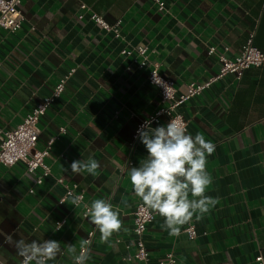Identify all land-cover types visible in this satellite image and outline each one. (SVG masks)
Returning <instances> with one entry per match:
<instances>
[{"label":"crops","instance_id":"1","mask_svg":"<svg viewBox=\"0 0 264 264\" xmlns=\"http://www.w3.org/2000/svg\"><path fill=\"white\" fill-rule=\"evenodd\" d=\"M163 1L159 11L152 0H22L20 28L15 33L0 30V140L4 130L51 92L62 73L75 67L36 124L37 148L57 136L44 158L50 174L36 183L40 168L28 172L22 162L0 165V264L21 259L8 237L13 242L56 240L66 253V244L78 249L90 229L95 234L87 264H157L168 252L177 264H255L256 255L264 257L262 63L244 69L239 78L228 73L213 80L178 107L187 132L201 133L215 145L207 157L213 183L206 195L219 202L201 220L193 218L196 236L188 238L185 225L178 237L169 236L161 228L164 218L155 214L143 235L148 260L125 258L135 249L132 215L140 201L128 168L138 167L148 154L133 133L159 101L157 89L146 80L148 66L138 67L141 57L122 49L145 46L147 61L158 62L159 72L174 80L176 94L188 83L214 75L217 53L231 57L249 37L264 52V0ZM92 13L116 26L118 35L102 28ZM208 46L215 53L209 54ZM89 156L100 163L98 174H72L71 163ZM59 176L77 183L89 205L102 198L118 207L121 231L102 243L80 206L70 205V197L58 202L64 192L56 182ZM61 218L66 221L56 230ZM49 264L73 260L58 255Z\"/></svg>","mask_w":264,"mask_h":264},{"label":"clouds","instance_id":"2","mask_svg":"<svg viewBox=\"0 0 264 264\" xmlns=\"http://www.w3.org/2000/svg\"><path fill=\"white\" fill-rule=\"evenodd\" d=\"M137 133L148 154L141 159L138 167L128 168L133 193L139 197L142 207L164 218L162 230L167 231L169 236L178 237L182 226L191 223L193 218L201 220L219 202L218 198L206 195L213 183L206 170L207 157L214 153L215 145L201 133L191 135L174 119L156 127L152 126L151 120H146ZM99 168L100 163L91 156L86 160L73 161L70 165L72 174L96 176ZM63 170L68 171L64 167ZM68 196L70 205L78 208L83 198L71 192ZM122 203L126 205L127 201L122 198ZM84 208L83 218L96 226L102 243H107L114 233L121 231L120 210L110 201L94 199ZM56 225V230L62 228V224ZM8 241L14 243L17 255L22 258L21 264H49L58 255L65 254L71 257L73 264H87L91 258L88 240H82L79 249L73 244H66V253L56 240L26 242L20 239L13 242L8 237Z\"/></svg>","mask_w":264,"mask_h":264},{"label":"built area","instance_id":"3","mask_svg":"<svg viewBox=\"0 0 264 264\" xmlns=\"http://www.w3.org/2000/svg\"><path fill=\"white\" fill-rule=\"evenodd\" d=\"M21 2L22 0H0V30L4 29L9 33H15L20 28L24 20L20 11ZM152 2L157 10H164L163 0H152ZM80 8H85V5L81 4ZM78 16L81 17L82 15L79 14ZM90 17L102 28L112 29L115 34L118 35L116 26L108 25L99 15L92 13ZM132 51L136 52V54L141 57V60L137 62L138 67L148 66L146 80L157 89L159 101L157 108L153 112L139 119L133 133L134 141L139 138L137 133L138 128L144 124L146 120H151L152 126L156 127L166 125L169 121L174 119L186 127V122L179 113L178 107L187 99L200 93L203 89L208 87L213 80L221 78L225 74L231 73L234 74L235 78H239L244 69L249 68L250 66H259L264 63V52L256 48L252 44L251 37H249L241 46L239 53L231 57L225 56L222 53H217L219 66L214 75L210 76L203 82H190L187 84L184 92L176 94L174 80L164 77L159 72L158 62L147 61L145 56V46L122 49V53L124 54H130ZM208 53H215L214 46H208ZM74 71L75 67H70L62 73L56 80L49 94L42 97V99L31 108V110L25 113L22 120L16 126L3 131V137L0 140V165L12 166L17 162H22L25 170L28 172H33L35 169L40 168L41 171L36 177V183H40L42 177L50 174V166L44 162V158L49 156L51 144L57 136L52 135L48 138L43 148H37L38 130L36 124L51 103L60 96L65 82L72 76ZM162 118H164V120H162ZM63 131L64 127L60 126L59 132ZM131 163V161H128V164ZM56 182L62 184L64 189L63 194L58 199L59 203L65 201L69 197L68 194L70 192L74 195H80L83 198L80 204V213L82 215L85 211L84 205L88 204L84 201V190L75 182H65L61 176L56 178ZM154 216L155 213L146 207H142L140 201L135 205L132 215V234L134 236L135 249L131 254H126V259H134L140 262L148 260V252L143 235L147 224L154 218ZM65 221V218L55 221L54 227L57 228V223H60L63 226ZM183 231L188 238H194L197 234L195 226L191 223L185 225ZM94 234L95 230L90 229L82 240L90 241L91 245ZM21 260L22 258L18 264H21ZM254 263L264 264V257H262L261 254L256 255L254 257ZM157 264H177V258L172 252H168L165 254L164 258L158 260Z\"/></svg>","mask_w":264,"mask_h":264}]
</instances>
